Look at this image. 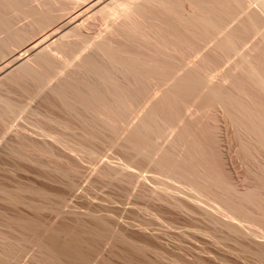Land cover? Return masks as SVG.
<instances>
[{
    "label": "rangeland",
    "instance_id": "rangeland-1",
    "mask_svg": "<svg viewBox=\"0 0 264 264\" xmlns=\"http://www.w3.org/2000/svg\"><path fill=\"white\" fill-rule=\"evenodd\" d=\"M4 10L2 13H6ZM8 13L5 15L8 16ZM20 22L22 24L17 23V26L27 27V23ZM240 25L238 22L233 23L237 34L244 38L246 30ZM260 27L264 34V24L261 23ZM249 35H246L245 40L238 39L242 40L238 42L239 52L229 56L219 54L215 57L217 66L200 75L202 78L206 75L212 78L213 89L222 86L224 93H232L237 101L240 97L241 103L247 100V97L243 98L244 94L249 95L252 97L250 101H256H249V104L263 103L259 105L262 106V90L258 91L249 82L247 84L243 79L245 73L242 75L241 70L236 68L241 57L246 55L251 57V62L256 61L257 67L259 59L264 65L262 37H257L256 33ZM78 66L79 62H74L66 73L74 75ZM262 69L264 71V66ZM82 75L90 79V75ZM241 77L246 86L240 82V88L236 79ZM17 85L5 79L0 88V95L7 97L16 110L11 115L13 118L9 116V128L5 130L0 127V232L9 234L11 230H16L17 220L22 221L26 230L20 231L26 239L21 241L8 264H41L34 260L35 256L40 245L46 243L52 234L57 235L58 241L64 244L76 233L77 239L81 237L79 241L82 243L79 244H82L88 261L80 260V263L77 260L74 264H264V151L259 150L263 154L257 155L258 151L254 150L259 145H256V138L252 140L246 131L243 133L244 127L234 122L238 111L236 115L230 113V109L227 112V104L224 107L214 99H207L209 95L198 89L192 91V95H189L191 90L185 89L189 96L176 103L179 104L176 106L179 112L172 109L168 111L170 106H164L167 105L165 95L171 88L163 93L164 90L154 87L150 91L152 98L147 101L136 100L133 114L120 119L114 126L115 130L95 125V129L85 131L80 121L68 119L61 111L46 103L48 96L50 99L49 87L60 86L57 78L52 80L48 90L45 88L44 92L36 94L33 82L25 88ZM242 87L246 91L243 96L239 93ZM204 93L208 96L206 101L203 100ZM251 106L248 107L253 109L257 105ZM259 106L257 111L255 109L252 112L264 109V106ZM82 111L80 107L79 112ZM154 114L156 118L160 114V118L156 119L158 121L151 117ZM48 116L60 118L70 126L71 130L66 131L47 124L55 132L66 134L77 151L69 154L54 150L53 158L37 157L40 165H32L11 155L8 149L10 145H24L28 150L31 147L48 148L44 140L30 133L35 124L43 121L45 126L44 117ZM166 116L169 120L164 119ZM239 119H244V116ZM142 124L149 126L151 135L144 131ZM240 128L250 140L240 136ZM192 129L199 135L206 134V137L201 140L202 135L194 133L201 140L197 138L199 141L196 143V137L192 138ZM136 130L141 134L147 132L152 144L149 149L152 159L144 158L132 149V146L140 147L133 138ZM17 131L22 133L18 135ZM86 132L88 135H85ZM23 133H28L29 137L22 138L20 134ZM146 134H143L144 137ZM191 141H195L196 147L200 142L206 143L207 148L202 144L199 146L205 148V153L199 147L192 151L191 146L194 144ZM253 141H256L254 149ZM188 144H191V151L188 150ZM247 149L256 153L252 156ZM197 150L202 151L199 153L201 162L195 160L194 164L193 159L192 164L188 163L187 160L193 158L189 153H197ZM164 154H169L172 163L177 166V172L173 170L171 174L167 170L170 174L166 173L165 165L169 163L165 161ZM208 161L214 165L213 168ZM217 175L233 186L234 192L224 191L212 184ZM250 193L255 195L254 202L247 197ZM229 213L236 217V224L242 222L238 229L233 230L228 224L225 216ZM14 221L15 225L12 224ZM60 228L69 230L71 234L61 232ZM72 231H76L75 234ZM119 232L126 233V238Z\"/></svg>",
    "mask_w": 264,
    "mask_h": 264
},
{
    "label": "bare ground",
    "instance_id": "bare-ground-1",
    "mask_svg": "<svg viewBox=\"0 0 264 264\" xmlns=\"http://www.w3.org/2000/svg\"><path fill=\"white\" fill-rule=\"evenodd\" d=\"M3 9H6V11L4 10L6 13L9 11L11 13L6 16V13H2ZM12 13L13 15H11ZM20 21L27 23V27H22ZM27 21L30 22V26ZM235 22L241 24L244 31L246 30L247 34L243 33L244 38L249 34L256 33L257 37L261 35L264 43V34L260 27L261 23L264 24V0H0V88L2 87L1 82L5 79L18 84L21 88L28 87L30 82H33L36 94L44 92L45 88L48 90L52 80L57 78L60 81V86L49 87L50 99L48 96L47 101L45 99L46 103L48 102V105L58 109L59 112L61 111L60 113L68 119L80 121L85 131L95 129V125H99L102 129L115 130L114 126L120 119L133 114L136 100L147 101L152 98L150 91L154 87L164 90L163 93L171 88V91L165 95L167 105L164 106L168 108L170 106L168 111L176 110V106H179L176 104L177 102L185 100L189 95H192V91L198 89L197 91H203L209 95L208 97L204 93V101L208 97L207 99H214L224 107L227 104L225 107L227 112L232 110L230 113L233 114L238 111V114L235 113L238 119L236 117L234 122H238L236 125H241L240 127L243 126V133L246 131L251 139L256 138L254 140H257L255 142L256 145L259 144L257 147L260 149H254L256 147L254 141V145H251L254 150L258 151L257 155H262L264 151V113L261 111L264 109L261 108L264 105L259 106L263 103L258 105L255 103V99L250 101L251 96L249 97L247 93V96L245 94L243 96L247 82L257 90H262H258L261 94L264 93L262 60L259 59L261 63L258 60L259 67H257L256 61L255 63L254 60L251 62V57L246 55L242 56L240 64H237L239 66L236 67L237 70L240 69L242 75L245 73V78L242 77L246 83L242 82V77L239 78L240 81L236 79L239 82L237 86H241L240 82L245 85H243L245 90L243 91L242 87L239 91L243 98L247 97L244 103L240 102V97L237 98V101L231 92L230 95L235 98L229 93L227 95L226 91L225 94L222 86V89L220 87V89L218 87L213 89L212 78L208 75L202 78L203 76L200 75L202 72L205 73L214 68L215 65L217 66L215 57L219 54L229 56L239 52L238 44L245 39L241 37L242 35L239 36L238 31L234 29L233 23ZM17 23H20L18 26L22 28L18 27ZM28 27L31 30H28ZM240 38L242 40L238 41ZM74 62H79L78 71L70 76L66 70ZM83 73L90 75V79H86L82 75ZM61 76L63 77L60 80ZM221 85L224 86V84ZM185 89L191 90L189 91L191 94ZM246 101L248 104L245 105ZM249 101L255 102L249 104ZM255 104L261 107V111L252 112L255 109L257 111V106L253 108ZM247 105H253L251 106L253 109ZM80 107L83 113L79 112ZM234 108L242 111L240 112L238 109L235 111ZM14 109V104L7 97L0 95L1 129L9 128L8 119L9 116L15 114L16 110ZM239 112L242 113L244 119H239V117L243 118ZM84 113H90L93 116L89 117ZM155 115L151 117L158 121L159 119H156L160 118V114L157 115V118ZM166 117L164 119L169 120L168 116ZM44 118L46 125L42 124L43 121L35 124L34 130L30 133L44 140L49 149L31 147L32 149L28 150L24 145H10L8 149L11 155L32 165H40L37 157L53 158L54 150L69 154L77 151L66 134L55 132L48 128L47 124L66 131L71 130L70 126L60 118L53 116ZM145 126L146 124H142L144 131L146 130L151 135L152 133L150 134L148 131L149 126ZM20 128L23 129V126ZM192 130V138L196 137V139L194 138L196 143L206 135H202V133L201 137L198 132H194L195 129ZM238 130L240 131L241 128ZM19 131H17L18 135L22 133ZM140 131L133 135L134 141L139 143L140 147L132 146V149L137 151L138 155L152 159L149 152L152 146L150 139L147 138V132H144L146 134L144 137V133L141 134ZM7 132L9 133V131ZM240 132L242 133V131ZM194 133L198 134L200 139L198 135L194 136ZM243 133L240 136L244 137ZM25 134H20V136L28 138V133ZM85 135H88L87 132ZM85 135L82 137L85 138ZM246 138L248 139V137ZM192 142L191 144H194ZM196 143L191 146L193 150L190 148L191 144H188L190 148L188 150L194 151V148H198L201 144L206 146V143L200 142L201 144L196 147ZM245 145L249 148L248 144ZM251 145L249 146L251 147ZM202 148L201 150H203ZM244 148L246 150V146ZM249 149L252 150V147ZM262 149L263 151L260 153L259 150ZM251 150L248 151L253 156L256 152L253 153ZM200 152L202 151L198 152L197 150L198 154L193 152L194 156L189 153L193 158L190 157V161L187 160V162L192 164L196 160L197 163H200L199 159L202 157L201 154L199 155ZM163 156L169 163V167L165 165L166 173L169 170L170 173L177 170V166L172 163L169 154ZM251 158L254 159V157ZM208 162L210 163V161ZM211 166L213 168L214 165L211 164ZM212 173L214 175V171ZM213 183L220 189L223 188L224 191L234 192L233 186L226 183L225 180L223 181L219 176L214 181L212 180ZM164 185L166 186V184ZM166 187L165 191L168 189ZM247 197L254 202L255 195L253 193ZM225 217L233 230L238 229L240 224L242 225V222L236 224V217L233 214L229 213ZM21 222L20 220L16 221V230L13 229V226H9L15 232L11 228L9 234L0 232V264H8L10 258L18 250L21 241L26 239L25 235L20 232L25 230ZM16 223L14 221L12 224ZM243 226L245 227L244 223ZM62 229L60 228L61 232H69L65 229L62 231ZM60 230H56V232H60ZM75 232L72 231L74 234ZM119 233L124 239L126 238V233ZM76 234L72 235L74 239L70 237L72 239L69 242L62 241L64 244L58 241L57 235H49L48 237H51L46 243L43 242L40 245L34 260L41 264H74L77 260L81 263L80 260L85 259L88 261L82 244H79L81 237L77 235L78 238L80 237L77 239ZM139 250L141 249L139 248Z\"/></svg>",
    "mask_w": 264,
    "mask_h": 264
}]
</instances>
